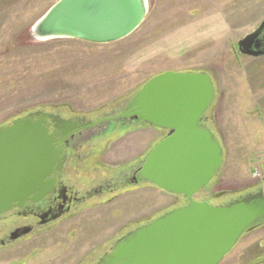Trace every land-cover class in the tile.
Listing matches in <instances>:
<instances>
[{
    "label": "rangeland",
    "instance_id": "374dc122",
    "mask_svg": "<svg viewBox=\"0 0 264 264\" xmlns=\"http://www.w3.org/2000/svg\"><path fill=\"white\" fill-rule=\"evenodd\" d=\"M56 1L0 0V127L53 109L101 117L124 108L155 75L206 72L216 94L208 115L215 110L224 162L194 199L214 202L212 193L261 181L264 113H256V102L264 99V58L240 55L236 44L264 19V0H147L143 23L120 41H34L31 27ZM95 132L91 143L106 145L101 161L107 167L88 173L96 183L122 179L111 169L130 173L164 134L138 125ZM113 194L0 249V264H93L126 233L186 205L183 197L145 183ZM220 264H264V229L245 234Z\"/></svg>",
    "mask_w": 264,
    "mask_h": 264
},
{
    "label": "water",
    "instance_id": "95a60500",
    "mask_svg": "<svg viewBox=\"0 0 264 264\" xmlns=\"http://www.w3.org/2000/svg\"><path fill=\"white\" fill-rule=\"evenodd\" d=\"M147 12V0H58L29 33L34 41L113 43L132 34ZM259 32L260 27L237 42L239 54H263L251 49ZM215 96L208 73L165 71L150 78L127 103L125 113L114 117L130 114L141 125L168 131L147 153L134 179L180 195L186 205L120 239L96 264H220L245 234L264 222L262 192L222 206L194 199L224 162L222 145L202 124ZM81 129L80 122L42 111L0 127V215L52 192L49 177L60 173L66 160L57 145Z\"/></svg>",
    "mask_w": 264,
    "mask_h": 264
},
{
    "label": "flooded vegetation",
    "instance_id": "af4514ba",
    "mask_svg": "<svg viewBox=\"0 0 264 264\" xmlns=\"http://www.w3.org/2000/svg\"><path fill=\"white\" fill-rule=\"evenodd\" d=\"M263 22L264 19L255 29L256 31L260 27V32L256 42L251 47L252 50H258L263 53L258 57L262 59L264 58V26H261ZM262 84L264 88V82ZM256 103L259 106V108L258 106L256 107V113H264V99H261ZM125 107L120 109L118 112L105 114L101 117L92 119L86 115L79 116L74 113L68 114L54 109L50 111H42L60 117L64 120L80 122L82 129L72 134V136L68 138L67 143H59L57 145V148L61 149L63 154L66 156V160L62 171L49 177V179L54 181L52 192L39 202L32 203L30 201H26L20 209L13 208L9 212L0 215V249L10 247L20 241L26 240L30 236L41 232L45 228L56 225L58 222L75 215L81 210L91 206L103 204L99 201V199L106 195L112 196L113 193H116L130 185L144 184L143 182H136L134 179V175L140 165H133L130 173L126 172L128 170L126 168L123 169L122 166L112 168L110 171L111 175H122V179H119L116 182H107L104 176V180L101 183H96L95 181L90 182V179L87 176L90 172H97V170L104 172L107 168L101 161V154L105 150L106 145H102V143H91L98 136L96 134L97 132L93 133L94 129H97V131L103 130L104 132H110L111 130H122L128 126L131 127L132 125H138L139 127L147 126L141 125L135 117L130 114L125 117L114 118L125 113ZM215 121V110H212L210 115H205L202 124L205 127H210L216 138L220 143H222L219 138L217 128L215 127ZM91 124H93V126H90ZM158 131L164 132L163 137L168 133L166 130ZM87 134H91V140H84V137ZM101 174L104 175L103 173ZM80 178L88 180L87 183L86 181L80 180ZM83 182H85V185ZM258 192L264 193V177L261 178L260 182H255L245 187L234 189L233 191L227 190L221 191L220 193H212L210 197H212L214 202L211 200L205 201L211 205L222 206L230 201ZM182 206H184V204L179 207ZM139 227L135 228V230ZM23 228H28L29 232L21 234V230H23ZM257 229H264V222L260 223L250 232ZM135 230L126 233L117 241ZM108 252L109 251L104 254ZM104 254H102L101 257H103ZM101 257H99L97 261ZM97 261L93 264H96Z\"/></svg>",
    "mask_w": 264,
    "mask_h": 264
}]
</instances>
